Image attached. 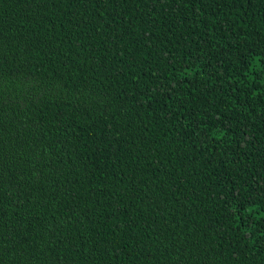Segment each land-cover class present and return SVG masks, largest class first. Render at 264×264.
<instances>
[{"label": "trees", "instance_id": "obj_1", "mask_svg": "<svg viewBox=\"0 0 264 264\" xmlns=\"http://www.w3.org/2000/svg\"><path fill=\"white\" fill-rule=\"evenodd\" d=\"M263 210L264 0H0V264H264Z\"/></svg>", "mask_w": 264, "mask_h": 264}, {"label": "rangeland", "instance_id": "obj_2", "mask_svg": "<svg viewBox=\"0 0 264 264\" xmlns=\"http://www.w3.org/2000/svg\"><path fill=\"white\" fill-rule=\"evenodd\" d=\"M252 208H249V210H251ZM255 215H258V216H262L264 215V210L263 211H258L255 213Z\"/></svg>", "mask_w": 264, "mask_h": 264}]
</instances>
